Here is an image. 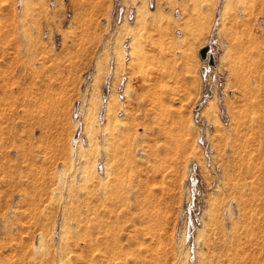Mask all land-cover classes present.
Segmentation results:
<instances>
[{
	"label": "rangeland",
	"instance_id": "obj_1",
	"mask_svg": "<svg viewBox=\"0 0 264 264\" xmlns=\"http://www.w3.org/2000/svg\"><path fill=\"white\" fill-rule=\"evenodd\" d=\"M150 2L0 0V264H264L261 5Z\"/></svg>",
	"mask_w": 264,
	"mask_h": 264
},
{
	"label": "crops",
	"instance_id": "obj_2",
	"mask_svg": "<svg viewBox=\"0 0 264 264\" xmlns=\"http://www.w3.org/2000/svg\"><path fill=\"white\" fill-rule=\"evenodd\" d=\"M256 13L259 12V6L261 5L260 11L262 12L260 15L258 14L257 19V39L259 43V47L257 49V55L260 59V62L258 64L253 65L252 68H250L251 71L255 73V77L250 79L249 86L252 88H259L260 94L258 95H249L247 91V95L245 97V102L247 105V112L250 114L253 113V116H256L254 118H257L259 120L264 119V0H259L261 3H259L258 0H256ZM241 18L243 16L241 15ZM243 21L241 19V30H242ZM243 32V30H242ZM264 124V120H263Z\"/></svg>",
	"mask_w": 264,
	"mask_h": 264
},
{
	"label": "built area",
	"instance_id": "obj_3",
	"mask_svg": "<svg viewBox=\"0 0 264 264\" xmlns=\"http://www.w3.org/2000/svg\"><path fill=\"white\" fill-rule=\"evenodd\" d=\"M151 2L150 3H152V0H150ZM120 14H122L121 16H123L122 17V20H127V21H129V20H133V18H134V16L132 15V13H131V11H126V9H122V10H120ZM208 48H210V47H208ZM213 57V51H212V49L210 48V51H209V53H208V57L207 58H210V57ZM205 61H207V60H205ZM207 66L205 67V69L206 68H210L211 67V64H210V62H208L207 61Z\"/></svg>",
	"mask_w": 264,
	"mask_h": 264
},
{
	"label": "water",
	"instance_id": "obj_4",
	"mask_svg": "<svg viewBox=\"0 0 264 264\" xmlns=\"http://www.w3.org/2000/svg\"><path fill=\"white\" fill-rule=\"evenodd\" d=\"M208 53H209L208 47L203 48L202 51L200 52V56H201V58L206 59L207 56H208ZM209 60H210V64H211V65H214V62H215V61H214V59H213L212 56L209 58Z\"/></svg>",
	"mask_w": 264,
	"mask_h": 264
},
{
	"label": "bare ground",
	"instance_id": "obj_5",
	"mask_svg": "<svg viewBox=\"0 0 264 264\" xmlns=\"http://www.w3.org/2000/svg\"><path fill=\"white\" fill-rule=\"evenodd\" d=\"M133 20H134V18H133ZM133 20H129V21H133ZM129 21H127V22H129ZM208 50L210 51V48H208ZM201 59L204 60V61L207 60L208 62H210L209 58H206V59L201 58Z\"/></svg>",
	"mask_w": 264,
	"mask_h": 264
}]
</instances>
